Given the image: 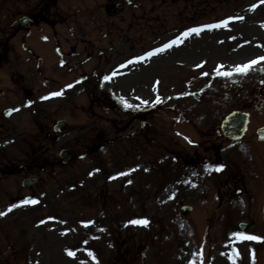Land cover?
<instances>
[{"label": "rangeland", "instance_id": "obj_1", "mask_svg": "<svg viewBox=\"0 0 264 264\" xmlns=\"http://www.w3.org/2000/svg\"><path fill=\"white\" fill-rule=\"evenodd\" d=\"M66 1L61 0L62 13L67 7ZM9 2L12 3L11 0H0V15L9 8ZM47 9L50 13L55 11V14L43 40L50 43L57 36L61 39L62 50L68 52V56L62 62L54 51L46 48L45 54V46L41 47V54L45 56H41L43 63L40 71L46 74L47 79L43 83L36 79L30 80L35 84L33 99L40 98L48 91L62 92L63 95L58 96V105L51 106L47 115L52 113L54 118L66 116L68 125L56 145L40 146L36 141L0 143V162L9 157L20 163L31 156L36 147H43L42 155L46 148H52L46 151H53L57 145L71 147L78 141L86 147L88 123L83 107H86V88L93 87L97 92L110 91L125 106L157 105L153 136L157 141V169L154 174L158 194L152 199L143 197L144 185L137 168V155L134 150L128 154L132 148L126 146V140L135 141V124L134 128H127L126 138L119 132L118 125L111 128L113 140L104 144L93 165L85 159L77 166L69 165L63 169L58 176V190H46L43 195H39L43 188L36 189L38 204L10 206L11 212H8L9 208H3L13 193L21 191L18 185L15 186V179L14 185H10V181L0 173V212L7 213L0 216V264H81L82 261L83 264H198L199 237L196 233L190 236L192 241H196L191 245L197 252L193 253L184 242L187 235L182 220H179L180 205L197 204L198 189L187 188L190 182L197 183V179L184 178L183 168L177 169L173 159L197 149L204 153L209 148V142L215 141L210 137L208 127L215 121L216 109L232 105L228 80L217 73L232 72L237 65L244 64L236 61L230 63V60L225 62V58L216 57L214 53L211 56L207 48L214 50L215 47L210 40L205 50L193 54L189 51L187 58L181 59L178 56L180 52L172 51L148 64L128 65V68L123 69L124 63L132 60L137 53L178 31H170L151 42L148 37H143L138 48H134L137 46L134 40L139 35L134 34L141 29L140 26L135 25L130 31L125 29L122 35L117 29L103 39L101 33L89 26L81 27L85 32L77 30V23L84 24L80 14L78 21L69 17L66 22L58 24V18L65 16H58V0H47ZM254 16L264 18V10L259 7ZM211 19L208 17L205 20ZM128 20L123 23L124 28ZM55 22L57 24L52 27ZM167 24L168 29L176 27L171 20ZM71 26L74 28L72 32ZM82 37L84 39L81 40ZM191 42H194L193 39ZM191 45L188 47L191 48ZM46 46L50 49V44ZM20 53L18 62L13 65L15 75L36 71V60ZM86 58L89 61L86 62ZM168 59L173 60L172 64H167ZM7 73L8 69L2 72L4 82L8 80ZM105 77L109 79L105 80ZM259 95L253 96L254 103L259 100ZM14 100L22 105L18 96ZM157 100L160 102L157 103ZM234 101L237 102L236 99ZM24 112L25 116L33 114L31 108L28 111L24 109ZM109 114L111 112L106 108H95L94 129L99 133L96 135L100 136L106 125L103 118L106 119ZM34 116L41 119L38 112ZM134 118L127 112V125ZM187 123L193 131H187ZM77 126L84 131L77 138H72ZM95 145L101 144L97 141ZM258 147L264 151V142ZM74 149L76 155L86 148L76 146ZM47 155H51V152H45V157ZM120 173L128 175L121 176ZM133 220H147L148 224L146 227L134 225L130 223ZM185 221L187 230L195 225L198 234L202 233V215H194ZM85 224L88 226L85 227ZM262 233L260 228L251 232L250 236L260 238L258 241L242 239L243 248L237 254L222 253L214 248L217 257L212 263L264 264ZM223 243L226 241L223 240ZM226 250L232 251V246L228 244ZM67 251L75 252V258L69 257ZM209 251L210 245L207 243L203 250L204 256ZM89 252L92 256L88 255Z\"/></svg>", "mask_w": 264, "mask_h": 264}, {"label": "flooded vegetation", "instance_id": "obj_2", "mask_svg": "<svg viewBox=\"0 0 264 264\" xmlns=\"http://www.w3.org/2000/svg\"><path fill=\"white\" fill-rule=\"evenodd\" d=\"M209 1L213 0H137L136 2V13L141 16L148 15H156V14H167L169 12L170 6L173 4L174 6L170 8L173 12L177 13H194L200 14L204 12L207 7L211 4ZM230 0H216V4H220L222 2H227ZM38 11L39 14L42 13L41 8H32L28 9V14L35 18L33 11ZM105 10L109 13H112L110 10V5L107 4L105 6ZM39 19H45L43 15L39 16ZM36 19H34L35 22ZM10 34V35H8ZM20 34L22 38H25L28 32H22L13 30L8 23H0V66H2L5 62L8 61V51L9 48L6 45L8 39L10 37H15ZM2 89H0V96ZM3 112L0 109V126L5 125L6 119L3 117ZM18 112L15 113L11 121L16 122L19 121L17 119ZM47 124L42 126V132L47 133V136H52L51 133L47 129ZM7 137H20L19 132H10ZM234 143V142H232ZM222 149V148H221ZM219 149V150H221ZM254 159L251 157H229V156H220L218 165L223 166V170L220 171L219 177L217 179V183L215 185L218 187L217 192L220 195L221 201H219L220 205L224 202V200H242L246 199L248 204L254 201V195L250 193V188L261 187L260 177L264 175L261 174L260 166H262V172L264 170V161L261 163H255ZM244 194V198H239L240 195Z\"/></svg>", "mask_w": 264, "mask_h": 264}, {"label": "snow or ice", "instance_id": "obj_3", "mask_svg": "<svg viewBox=\"0 0 264 264\" xmlns=\"http://www.w3.org/2000/svg\"><path fill=\"white\" fill-rule=\"evenodd\" d=\"M242 19V18H241ZM228 23V21H224L223 24H215V25H209L207 26L209 29H212V28H219V27H222L224 25H226ZM203 31L202 28H192V29H189L188 31H185L181 34V37L175 39V40H172L170 43H167L165 45H163V47L161 48H157L155 49L154 51H150L146 54L145 57H142L140 58L141 60L142 59H146V58H151L155 55H158L159 53H162L164 51H166L167 49H170L171 47H173L174 45L175 46H178L179 42L182 41L183 39H186L188 38L191 34L195 33L197 35H199V33ZM260 61H264V57H260L258 60H252L250 61L249 63L247 64H244V65H237L235 68H234V72L238 73V74H241V75H244V74H247L249 72V70H251L253 68V66L257 65ZM133 61H129L128 63H132ZM197 67H202L201 65H197ZM218 75H223V76H230L232 75V72H218L217 73ZM204 75H207V73H204ZM105 80H108L109 77H105L104 78ZM69 87H71V85H69ZM53 97H58V96H61L63 95L62 92H54L51 94ZM49 97H44V99H48ZM160 101L157 100V103H159ZM126 107H131V105H126ZM19 109H16V111H18ZM223 170V166H218L214 169V171L216 172H220ZM121 176L123 175H128V173H120ZM117 177H113V179H116ZM131 181H129L130 183ZM25 204H38L39 201L38 200H32V201H28V200H25L24 201ZM19 205H16L15 207H18ZM12 211V208H9L8 209V212H11ZM7 213L5 212H0V216H4L6 215ZM41 223H44V221H41ZM131 224H134V225H143V226H147L148 224V221L147 220H133V221H130ZM85 227H87L88 225L85 224L84 225ZM242 239L243 240H260L259 237H256V236H242ZM66 254L69 256V257H72V258H75V252L73 251H67ZM89 256H92V253L89 252L88 253ZM81 264H83V261L81 262Z\"/></svg>", "mask_w": 264, "mask_h": 264}]
</instances>
